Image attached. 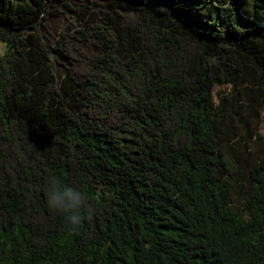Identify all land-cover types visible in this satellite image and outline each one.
I'll return each mask as SVG.
<instances>
[{"label":"trees","instance_id":"16d2710c","mask_svg":"<svg viewBox=\"0 0 264 264\" xmlns=\"http://www.w3.org/2000/svg\"><path fill=\"white\" fill-rule=\"evenodd\" d=\"M68 1L0 0V264H264V158L235 212L222 149L244 103L264 113V0L198 21L190 0ZM66 8L51 48L39 26ZM53 176L96 207L77 232Z\"/></svg>","mask_w":264,"mask_h":264},{"label":"rangeland","instance_id":"374dc122","mask_svg":"<svg viewBox=\"0 0 264 264\" xmlns=\"http://www.w3.org/2000/svg\"><path fill=\"white\" fill-rule=\"evenodd\" d=\"M101 6H113L112 0H90ZM193 6H201L189 13V17L194 21L212 15L213 18L231 16L230 0L212 1L214 6L207 5L209 0H190ZM244 18H249L254 11L253 0H237ZM71 8H77L76 0H69ZM117 12L130 17H137V13H124L116 9ZM65 13L59 17H49L46 22L39 26L46 44L51 48H57L62 37L68 36L78 28L74 19L75 12L66 8ZM6 45L0 41V54H4ZM52 65L58 80L61 81L68 68L67 61L55 51L51 54ZM243 85L242 91L251 93V88ZM216 91L230 92V86L218 87ZM243 115L248 120V126L243 123H230V130L227 134V141L222 147L224 160L228 165L229 180L232 184L233 210L238 212L245 203L246 175L247 171L253 168L254 164L264 158V113L256 118V113L249 110L248 103L243 104ZM261 134V139L258 135Z\"/></svg>","mask_w":264,"mask_h":264},{"label":"clouds","instance_id":"9594fccd","mask_svg":"<svg viewBox=\"0 0 264 264\" xmlns=\"http://www.w3.org/2000/svg\"><path fill=\"white\" fill-rule=\"evenodd\" d=\"M48 207L63 214L70 230L77 232L96 214V207L81 189L64 184L61 179L50 177L45 188Z\"/></svg>","mask_w":264,"mask_h":264}]
</instances>
